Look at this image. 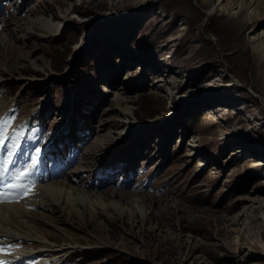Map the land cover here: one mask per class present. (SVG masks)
Here are the masks:
<instances>
[{
    "label": "rangeland",
    "instance_id": "obj_1",
    "mask_svg": "<svg viewBox=\"0 0 264 264\" xmlns=\"http://www.w3.org/2000/svg\"><path fill=\"white\" fill-rule=\"evenodd\" d=\"M1 18L0 116L37 113L102 203L29 208L47 264H264V208L246 202L264 193V0H0ZM100 168L118 180L91 187Z\"/></svg>",
    "mask_w": 264,
    "mask_h": 264
},
{
    "label": "bare ground",
    "instance_id": "obj_2",
    "mask_svg": "<svg viewBox=\"0 0 264 264\" xmlns=\"http://www.w3.org/2000/svg\"><path fill=\"white\" fill-rule=\"evenodd\" d=\"M221 1L222 0H219V5L221 4ZM223 9L227 10V8L225 7H223ZM0 20H1L0 24L5 23L6 26L9 23H11V21L6 20L5 18H1ZM42 21H38L34 19L22 24V20L18 19V22L20 23L18 26L20 30H23V32H25L26 34L25 37H30L31 35L43 37L44 36L43 32L46 31L50 33L51 29H49V22L44 23ZM2 37H0V47H2L3 45H7V43H9L7 42V39H5L6 37L4 39ZM261 39H262L261 37H254L252 39V42L255 44L261 42ZM161 82L162 81H160V83ZM231 82L232 80H229L227 84H223V86H225L224 88L231 86ZM162 89H164L162 86L158 87V90H162ZM202 164L203 162H200V165ZM261 165H263L262 161H258L257 166H261ZM79 173H72L71 175H68L66 178L67 183L65 182V183H48L43 185L41 184L35 187L34 195H31L27 198H23L18 202L0 204V240H2V243L5 246L8 244H12L23 247L22 250L16 247L14 252L10 256L6 257V259L9 261V264H33V263L47 264L46 259L41 258L39 256V254L42 253L40 250L46 249L52 252L58 250L54 248L55 246L53 242H51V240L48 237L41 236L37 232L38 229L36 231L35 230L33 231L35 227L33 225H29V223L35 222L38 219V217L41 215L38 214L36 211H35L36 213L30 211L29 210L30 207H35L36 209L48 210L50 207L59 206L62 208H71L72 210L78 208L79 205L82 206L86 205L87 207L89 206V208L93 209L94 208L92 207L93 202H95L98 206H101L102 204L100 203L101 200L100 201L93 200L89 193L87 192L83 193L75 188H72V184H74L73 177L78 178L79 177L78 175H80ZM251 194H257V195L256 196L253 195L252 197L249 196L250 200L252 201L248 199L249 201L246 200V202H251V203L254 202L253 204L254 205L256 204V206L259 209L264 208V195L262 196L258 195L264 193L255 191L252 192ZM43 217L44 216H42V218ZM31 244H36V246H31ZM31 248L37 250L34 251Z\"/></svg>",
    "mask_w": 264,
    "mask_h": 264
},
{
    "label": "snow or ice",
    "instance_id": "obj_3",
    "mask_svg": "<svg viewBox=\"0 0 264 264\" xmlns=\"http://www.w3.org/2000/svg\"><path fill=\"white\" fill-rule=\"evenodd\" d=\"M25 132L13 127L12 118L0 116V203H14L34 195L35 180L31 179L37 171L40 149L36 148L23 167H14L20 157L28 155L21 147ZM18 245H4L0 240V264H9L10 256Z\"/></svg>",
    "mask_w": 264,
    "mask_h": 264
}]
</instances>
